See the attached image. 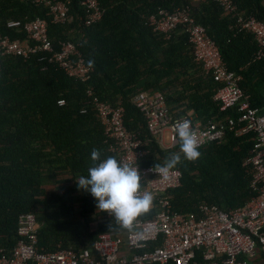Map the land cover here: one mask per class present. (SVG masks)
<instances>
[{"label":"trees","instance_id":"trees-1","mask_svg":"<svg viewBox=\"0 0 264 264\" xmlns=\"http://www.w3.org/2000/svg\"><path fill=\"white\" fill-rule=\"evenodd\" d=\"M56 1L68 2L65 24L53 23L42 4L0 0V36L24 39L6 23L43 19L54 51L59 42L70 41L87 66L94 60L89 81L80 82L40 61V55L23 60L0 54V257L10 255L17 243V217L22 214L35 216L36 248L44 253L90 249L97 235L123 231L114 217L96 208L90 193L77 187L79 178L87 177L94 166V148L101 159L111 156L88 102L89 88L98 100L122 106L125 129L146 151L142 167L163 165L180 145L159 147L131 103L136 92H160L173 118L190 111L202 122L237 117L233 110L220 111L214 101L220 86L195 62L184 28L164 38L148 26L147 18L159 10L188 7L190 17L217 45L227 71L240 77L239 87L250 107L264 112V61H253V38L237 23V15L264 23V0H233V14H226L213 0H98L102 18L88 27L84 0ZM59 99L64 104L59 105ZM252 145V135L227 132L220 143L198 148L201 155L195 161L181 154L175 167L181 172V185L167 193L171 211L198 215L201 203L225 212L243 206L254 196L241 166ZM156 212L152 207L138 219H152ZM258 256L257 261L264 259L261 253Z\"/></svg>","mask_w":264,"mask_h":264},{"label":"built area","instance_id":"built-area-1","mask_svg":"<svg viewBox=\"0 0 264 264\" xmlns=\"http://www.w3.org/2000/svg\"><path fill=\"white\" fill-rule=\"evenodd\" d=\"M31 1L46 6L53 23L68 22V2ZM213 1L226 14L236 12L233 0ZM81 5L85 10L86 27L100 21L103 11L98 0H84ZM237 23L240 31L253 38L256 46L253 61H264V23L242 15H237ZM147 24L154 33L164 38L177 28H184L195 62L201 64L204 74L220 86L214 94V101L219 104L220 111L233 110L237 117L202 122L190 111L183 118H173L160 92L138 91L131 97V103L141 114L146 130L162 149L179 146L174 125L183 119L191 121L198 148L220 143L227 132L239 137L252 135V148L241 166L249 177L254 196L240 208L228 212L206 203L199 205L198 215L172 212L167 193L181 185V172L174 168L164 179L154 172L155 169L151 170L153 167L140 166L146 151L135 135L125 129L122 106L119 103L111 106L98 100L89 88L88 102L103 128L107 151L120 163L138 167L141 194L150 192L153 195L152 207L157 209L155 217L137 219L133 232L123 230L116 234H99L90 249H59L44 253L36 248L35 216L22 214L17 217L18 241L10 255H1L0 264H254L259 253L264 256V112L250 107L247 96L240 90V77L227 71L217 45L206 29L190 17L188 7L159 10L147 18ZM6 28L22 32L25 38L19 40L0 36L2 56L26 60L40 55V61L55 65L67 76L80 82L89 81L92 69L84 63L77 46L70 41H61L59 50L54 51L43 19L8 21ZM57 103L64 104V99H59ZM136 233H142L144 238L138 240ZM153 244L155 246L151 249Z\"/></svg>","mask_w":264,"mask_h":264},{"label":"clouds","instance_id":"clouds-1","mask_svg":"<svg viewBox=\"0 0 264 264\" xmlns=\"http://www.w3.org/2000/svg\"><path fill=\"white\" fill-rule=\"evenodd\" d=\"M93 67L94 60L90 59L88 68ZM174 131L180 145L179 152L172 153L163 165L157 164L151 169L164 179L181 163V154L190 162L201 155L190 120L176 122ZM91 160L94 166L89 167L87 177L79 178L77 187L90 193L96 201V208L114 217L121 229L133 232L137 219L150 211L154 199L150 192L141 194V172L138 167L120 163L114 156L101 159L100 150L95 148L91 152ZM136 237L138 240L144 238L142 233H136Z\"/></svg>","mask_w":264,"mask_h":264},{"label":"rangeland","instance_id":"rangeland-1","mask_svg":"<svg viewBox=\"0 0 264 264\" xmlns=\"http://www.w3.org/2000/svg\"><path fill=\"white\" fill-rule=\"evenodd\" d=\"M256 258H259V256L257 255ZM259 260H260V259H259ZM260 262H261L262 264H264V259H261Z\"/></svg>","mask_w":264,"mask_h":264},{"label":"crops","instance_id":"crops-1","mask_svg":"<svg viewBox=\"0 0 264 264\" xmlns=\"http://www.w3.org/2000/svg\"><path fill=\"white\" fill-rule=\"evenodd\" d=\"M256 259H257V258H256ZM256 259H255V260H256ZM257 260H258V259H257ZM257 260H256V263H255V264H262V263L260 262V260H259V261H257Z\"/></svg>","mask_w":264,"mask_h":264}]
</instances>
